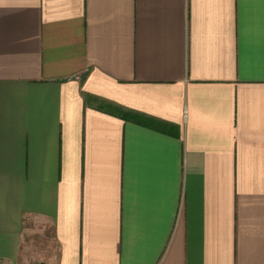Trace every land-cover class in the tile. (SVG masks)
<instances>
[{
	"label": "crops",
	"instance_id": "0c3cea01",
	"mask_svg": "<svg viewBox=\"0 0 264 264\" xmlns=\"http://www.w3.org/2000/svg\"><path fill=\"white\" fill-rule=\"evenodd\" d=\"M0 264H264V0H0Z\"/></svg>",
	"mask_w": 264,
	"mask_h": 264
},
{
	"label": "trees",
	"instance_id": "16d2710c",
	"mask_svg": "<svg viewBox=\"0 0 264 264\" xmlns=\"http://www.w3.org/2000/svg\"><path fill=\"white\" fill-rule=\"evenodd\" d=\"M109 105H110V104H109ZM110 106L113 107V105H110ZM114 107H115V106H114ZM119 115H120L121 117H126V115H128V114H127L126 112H125V113L120 112ZM136 117H137V116H135V118H133V119L136 120V121H139Z\"/></svg>",
	"mask_w": 264,
	"mask_h": 264
}]
</instances>
